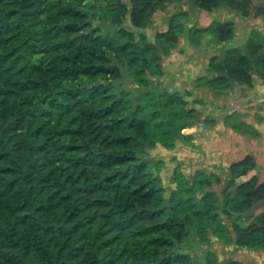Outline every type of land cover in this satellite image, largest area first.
<instances>
[{"label":"trees","instance_id":"obj_1","mask_svg":"<svg viewBox=\"0 0 264 264\" xmlns=\"http://www.w3.org/2000/svg\"><path fill=\"white\" fill-rule=\"evenodd\" d=\"M172 1L0 0V264H218L211 235L264 250V180L236 182L255 169L252 155L229 167L221 195L211 190L217 174L173 168L200 112L155 79L188 14L154 41L125 26L149 25ZM192 1L264 15L254 0ZM234 30L215 20L189 39L227 42ZM209 72L196 86L218 96L264 79V34L212 57ZM225 123L259 135L240 113ZM224 216L238 217L232 229Z\"/></svg>","mask_w":264,"mask_h":264},{"label":"crops","instance_id":"obj_2","mask_svg":"<svg viewBox=\"0 0 264 264\" xmlns=\"http://www.w3.org/2000/svg\"><path fill=\"white\" fill-rule=\"evenodd\" d=\"M128 3L129 0H126ZM264 4V0H254ZM186 12L183 20L184 30L177 47L163 61L164 75L156 78V83L162 88L180 92L192 108L200 112L196 123L183 132L190 139L179 142L171 152L173 168L180 164L188 177L199 169L217 174L221 182L214 183L211 190L222 194L231 182L229 167L247 155H252L256 167L248 175L236 180L242 183L252 176L264 180V79L254 75L252 87L233 84L223 95H216L211 88L196 86V81L202 76H211L209 61L214 56L222 57L227 49L245 45L254 31L264 34V15L243 16L241 12L226 4L206 11L199 8L192 0H174L167 4L164 10L155 12L152 21L145 27H133L127 19L125 26L134 32L145 34L151 41L157 33L166 31L171 17ZM235 23L232 40L220 42L213 35L203 36L198 47L190 43L189 31L198 25L208 26L212 21ZM168 64V67H166ZM232 113H240L243 119L253 125L259 132L258 136L244 134L225 123ZM207 119L214 124H207ZM231 226L237 216L230 219L224 216ZM239 223L246 226L252 219V214L239 216ZM233 235H235L233 233ZM212 250L220 249V264H228L230 260H238L244 264H264V250L241 248L235 244L226 245L211 235ZM219 253V254H221Z\"/></svg>","mask_w":264,"mask_h":264},{"label":"rangeland","instance_id":"obj_3","mask_svg":"<svg viewBox=\"0 0 264 264\" xmlns=\"http://www.w3.org/2000/svg\"><path fill=\"white\" fill-rule=\"evenodd\" d=\"M136 34H137V35H140L139 31L136 32ZM165 58H166V57L163 58V61H164ZM166 61H167V58H166ZM166 67H168V64H166ZM188 103H189V102H188ZM189 107H191V106L189 105ZM161 152H162V151H161ZM161 152H159V155H163V153H161ZM165 181H166V182H165L166 185H167V186H170V185H168V184H169V183H168V178L165 177ZM168 188H169V187H168ZM193 252H194V251H193ZM196 252H197V253H201V250H200V251H199V250H198V251H195L194 254H195ZM215 253H216L217 257H218L219 255H221V256L223 257V253L220 252V249L217 248ZM219 253H221V254H219ZM218 264H220V263H219V257H218Z\"/></svg>","mask_w":264,"mask_h":264},{"label":"water","instance_id":"obj_4","mask_svg":"<svg viewBox=\"0 0 264 264\" xmlns=\"http://www.w3.org/2000/svg\"><path fill=\"white\" fill-rule=\"evenodd\" d=\"M173 252V250L171 251V253Z\"/></svg>","mask_w":264,"mask_h":264}]
</instances>
